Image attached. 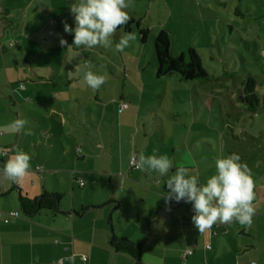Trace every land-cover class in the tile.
Masks as SVG:
<instances>
[{
	"label": "crops",
	"instance_id": "obj_1",
	"mask_svg": "<svg viewBox=\"0 0 264 264\" xmlns=\"http://www.w3.org/2000/svg\"><path fill=\"white\" fill-rule=\"evenodd\" d=\"M69 5L70 0H0V149L4 150L0 169L22 150L23 141L34 147L32 167L17 183L20 189L0 174V264H264L263 179L253 178L256 199L251 225L241 226L235 220L217 222L200 233L192 221L191 203L166 201L169 190L165 182L176 167L189 169L201 181H206L208 173L201 170L193 148L189 154L185 144L177 141L168 147L164 133L161 143L148 124L151 113H142L144 97H130L129 108L123 110L120 101L103 103L102 87L91 97L78 77L69 80V71L64 79L54 80L48 64L39 67L40 55L56 48L48 29L57 26L62 36H70L64 31V23L71 17ZM7 40L25 53L15 51L17 59L12 65L4 52ZM27 54H34V60L30 62ZM19 57L29 65L20 67ZM73 71L79 73L74 67ZM122 71L126 74V66ZM121 95V102H126V95ZM48 98L63 102L47 104ZM70 101L74 108L69 107ZM42 103L57 107L56 115L50 111L60 130L47 122L48 113L42 121L50 127L44 130L39 123L36 132L40 135H34L25 124L13 126V121H24L27 116L40 122L26 104ZM252 114L263 119L253 124L255 128L248 124L251 128L245 130L256 143L247 157L260 169L264 163L259 151L264 146V113ZM52 137L58 140L53 143ZM154 150L172 160L167 175L130 167L133 155L148 156ZM45 192L63 195L61 212L25 216L21 196L35 198ZM13 212L19 215L12 216ZM113 236L139 244V261L117 252L111 244ZM189 250L193 253L185 257ZM83 255L88 256L86 262Z\"/></svg>",
	"mask_w": 264,
	"mask_h": 264
},
{
	"label": "rangeland",
	"instance_id": "obj_2",
	"mask_svg": "<svg viewBox=\"0 0 264 264\" xmlns=\"http://www.w3.org/2000/svg\"><path fill=\"white\" fill-rule=\"evenodd\" d=\"M72 2L70 0L69 11ZM129 2L130 17L149 29L146 42H142L137 25L132 24L128 31L125 27L118 28L109 46L97 45L90 50H84L73 46L74 34H69V37L62 36L57 26L51 27L47 33L52 36L51 40L56 48L40 55L39 67L42 63L48 64L50 78L54 80L64 79L69 71V80L77 81L78 77L79 81L85 83L91 97L96 96L98 89L93 90L88 86L84 79L85 74L94 71L106 75L100 92L103 103L114 100L121 103V94L126 95L127 103L130 97H144L142 113H151L148 124L150 129H155L157 138L161 141L164 133L168 147L176 145L175 141L177 144L182 142L189 154L193 148L201 170L206 171L208 176L215 172V158L238 152L242 161L251 168L253 178L264 180V163L262 168L256 169L258 167L253 166V160L247 157L250 151L253 153L256 143L252 136L245 133V130L251 128L248 124L255 128L253 124L261 123L263 117L252 114L255 111H250L242 99L246 89L242 83L252 76L258 83L256 93L260 100V108L256 112L264 113V0ZM70 16L67 23L74 27V17L72 14ZM121 29L135 33V40L130 41L129 46L122 52L115 48V43L122 34ZM163 30L169 34L173 56L184 55L186 61H189V49L194 48L197 51L203 68L211 78L209 82L202 84L200 81H181L178 73L157 77L155 39ZM10 36L14 39L13 35ZM61 38L67 40V44L62 45ZM3 44L6 45L4 52L10 65L17 59L14 57L16 53L25 54L18 46H11V41H4ZM60 47L62 48L58 49ZM33 48L36 49V46ZM36 54L39 57V53ZM35 55H28L30 62ZM17 64L24 67L29 62L19 57ZM124 66L127 69L126 74L122 71ZM73 67L79 71L78 74L73 71ZM45 70H41L42 75ZM81 93L85 98L88 97L86 93L80 91ZM59 102L48 98L47 104ZM47 104H26L34 110L39 121L41 120L34 123L28 116L24 119L27 129L34 135L39 134L36 132L40 127L39 123L44 130L50 127L45 120L42 121L45 113L49 114L47 122L53 123L55 129H61L57 121H52L54 115L50 111L59 113L57 107ZM68 104L74 108L72 101ZM66 115L65 113L64 117ZM104 127L103 125V129ZM43 135L46 141V134ZM52 140L55 143L58 139L52 137ZM24 143L23 141L22 150L33 154L34 147ZM195 146L198 149H194ZM259 151L263 155L264 146ZM86 257L88 260V256Z\"/></svg>",
	"mask_w": 264,
	"mask_h": 264
},
{
	"label": "clouds",
	"instance_id": "obj_3",
	"mask_svg": "<svg viewBox=\"0 0 264 264\" xmlns=\"http://www.w3.org/2000/svg\"><path fill=\"white\" fill-rule=\"evenodd\" d=\"M129 0H73L70 11L74 17V27L64 23V31L74 34L73 46L90 50L97 45L109 46L113 34L120 26L130 20ZM119 41L115 43L118 51H123L135 40V33L121 29ZM62 45L67 40L61 38ZM70 47V46H69ZM84 79L93 90L99 89L106 80V75L89 71ZM25 121L16 119L13 126L22 128ZM4 150L0 149V153ZM31 155L23 150L4 162L0 174L6 175L14 182L26 176L31 167ZM136 166L142 170H152L165 176L173 168L167 154L140 155ZM165 184L168 192L166 201H184L192 204V221L200 233L211 228L215 223H231L233 220L241 226L251 225L255 214L256 193L252 170L238 152L215 158V172L206 181L190 174L185 167H176L168 176ZM71 260V257H69Z\"/></svg>",
	"mask_w": 264,
	"mask_h": 264
},
{
	"label": "trees",
	"instance_id": "obj_4",
	"mask_svg": "<svg viewBox=\"0 0 264 264\" xmlns=\"http://www.w3.org/2000/svg\"><path fill=\"white\" fill-rule=\"evenodd\" d=\"M132 24L137 25L142 42H146L149 29L143 27L140 21L130 17L127 24L120 27H125L128 31ZM155 51L158 60V78L178 73L181 81H200L202 84H206L211 80L194 48H190L188 51L189 61H186L184 55L173 56L171 54V40L169 34L164 30L156 36ZM242 84L246 86L245 95L242 96V99L246 102L250 111H256L260 106V100L256 93L257 81L254 77L249 76ZM14 187L20 189L16 182H14ZM62 200V194L49 192L35 198L21 196L20 208L27 217H33L43 211L58 214L61 212ZM111 244L117 252L130 255L139 261L141 256V246L139 244L117 236H113Z\"/></svg>",
	"mask_w": 264,
	"mask_h": 264
},
{
	"label": "built area",
	"instance_id": "obj_5",
	"mask_svg": "<svg viewBox=\"0 0 264 264\" xmlns=\"http://www.w3.org/2000/svg\"><path fill=\"white\" fill-rule=\"evenodd\" d=\"M14 44H15L14 42H11V46H14ZM120 107H121V109L126 110V109L129 108V103L122 101V102L120 103ZM5 154H6V153H5ZM133 156L136 157V158L138 159V156H136V155H133ZM133 156H132V157H133ZM132 157L130 158V161H129L130 167H131L132 169H135V170H140L141 168H139V167L136 166L137 160L132 159ZM81 184H82V182H81ZM11 215H12V216H18L19 213H18V212H13ZM206 248H207V249H210V248H211V245H210V244L206 245ZM192 253H193V251H192V250H189V251L187 252V254L185 255V257L188 256V255H190V254H192ZM81 258H82V260H83L84 262L87 261V257H86V256H82Z\"/></svg>",
	"mask_w": 264,
	"mask_h": 264
}]
</instances>
